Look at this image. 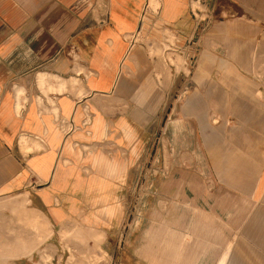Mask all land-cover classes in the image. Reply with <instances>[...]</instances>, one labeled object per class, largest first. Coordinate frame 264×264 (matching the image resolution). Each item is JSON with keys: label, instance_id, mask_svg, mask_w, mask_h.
Segmentation results:
<instances>
[{"label": "crops", "instance_id": "crops-1", "mask_svg": "<svg viewBox=\"0 0 264 264\" xmlns=\"http://www.w3.org/2000/svg\"><path fill=\"white\" fill-rule=\"evenodd\" d=\"M199 4L215 16L210 36L246 29L262 67L264 0H0V202L24 189L51 227L77 215L120 227L139 166L158 163L162 175L176 163L166 178L177 180L178 226L194 232L184 264H196V245L211 253L223 241L216 220L232 223L236 195L258 214L238 223L241 236L216 264H264V80L216 38L199 45L184 76L153 53L168 50L167 31L185 47ZM173 84L183 86L176 99Z\"/></svg>", "mask_w": 264, "mask_h": 264}, {"label": "rangeland", "instance_id": "rangeland-1", "mask_svg": "<svg viewBox=\"0 0 264 264\" xmlns=\"http://www.w3.org/2000/svg\"><path fill=\"white\" fill-rule=\"evenodd\" d=\"M156 4L155 7L149 6V9L158 11L159 5ZM210 14L208 5H198L193 14L197 17V27L194 34L187 37L184 48L177 49L174 35L167 31L164 40L168 43L164 42V46L168 50L162 53L153 50V53L165 58L173 67V70L167 67L169 73L178 76L177 72L180 70L184 76L188 73L189 64L199 45H208L210 38H216L215 46L223 55L233 56L264 80V64L262 67H255L260 65L257 60L262 59L254 49L257 41L249 40L248 31L237 25L227 30L230 32L228 35L223 32L210 36V27L215 21V16ZM235 21L237 19L233 16V19L226 20L224 26L237 24ZM139 37L137 34L135 41ZM152 45L151 49L157 48V41H152ZM39 87L43 93L50 90L47 84H39ZM174 87L173 97L176 99L183 86L173 84L171 89ZM40 102L45 103L44 100ZM154 122L160 124L161 116L155 117ZM140 167L138 179L128 186L127 214L120 227L88 226L79 215L62 226L51 227L43 213L32 205L28 191L23 189L20 195L15 192L2 196L5 200L0 202V264H178L179 256L184 264V251L193 246L184 240L192 241L194 232L193 228H184L183 225L179 228L177 180L166 178L176 176L178 167L176 163H171L162 175L159 173L158 163L153 166L149 163L142 169ZM228 204L230 210L227 215L228 219L233 220L232 223L228 221L226 225V219L221 216L216 220L217 238L221 237L223 241L212 244L215 249L211 253L209 249L205 250L208 245H196V248H202L196 253V264H216L217 257L227 250L232 238L235 237L236 240L241 236L238 233L241 231L238 223L254 219V214H258L254 212L257 205L245 197H229ZM252 231L248 235L256 237ZM214 232L213 229V234ZM17 242L20 249L19 246L16 247ZM18 252L19 255L16 254Z\"/></svg>", "mask_w": 264, "mask_h": 264}, {"label": "bare ground", "instance_id": "bare-ground-1", "mask_svg": "<svg viewBox=\"0 0 264 264\" xmlns=\"http://www.w3.org/2000/svg\"><path fill=\"white\" fill-rule=\"evenodd\" d=\"M48 78H49V75L48 74H46L45 72H42L41 74H39V76H37V79L39 80V81H41V83H40V85L41 86H44V84H47L48 85V87H49V83H48ZM46 102V101H45ZM246 136V135H245ZM238 137V136H237ZM240 138V137H239ZM242 138H243V136H242ZM246 138V137H245ZM250 140V139H249ZM248 140V141H249ZM251 142V141H250ZM253 144V143H252ZM257 157V156H256ZM19 246V249H20V245L18 244H16V247H18ZM24 247V246H23ZM26 248H27V246H26ZM24 249V248H23ZM29 250V249H28ZM27 250V251H28ZM17 251V250H16ZM18 251H20V250H18ZM21 251H22V249H21ZM25 251V250H24ZM24 251L22 252V253H24ZM26 251V252H27ZM32 251V250H31ZM83 253V252H82ZM16 254H20L19 252L18 253H16ZM25 254V253H24ZM36 263V262H35ZM34 262H33V264H35ZM38 263V262H37Z\"/></svg>", "mask_w": 264, "mask_h": 264}, {"label": "built area", "instance_id": "built-area-1", "mask_svg": "<svg viewBox=\"0 0 264 264\" xmlns=\"http://www.w3.org/2000/svg\"><path fill=\"white\" fill-rule=\"evenodd\" d=\"M144 9H146V5H145V8ZM136 35H137V32H134L131 35V37H130V45H132L134 43Z\"/></svg>", "mask_w": 264, "mask_h": 264}]
</instances>
